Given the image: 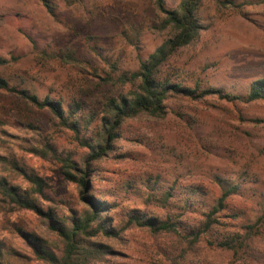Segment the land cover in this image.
I'll return each instance as SVG.
<instances>
[{"label":"rangeland","instance_id":"374dc122","mask_svg":"<svg viewBox=\"0 0 264 264\" xmlns=\"http://www.w3.org/2000/svg\"><path fill=\"white\" fill-rule=\"evenodd\" d=\"M225 1L202 0L199 35L172 53L161 66V77L231 95L245 94L254 80L264 78V0ZM54 2L52 15L41 0H0V56L9 60L0 66V75L41 99L78 101L86 111L103 114L99 111L107 100L134 89L117 81L118 75L138 70L170 37V29L162 27L152 0ZM180 2L165 0V7L176 9ZM109 75L113 83L105 81ZM165 109L161 116L127 118L105 155L89 164L97 176L92 188L110 205L108 222L120 228L132 210L165 217L155 197L168 186L201 185L213 199L221 183L234 181L239 192L197 242L183 233L154 234L131 225L112 239L98 234L109 252L92 264H264V221L257 224L264 209V100L170 93ZM0 120V152L46 182L40 206L66 217L87 209L79 186L62 177L57 159L28 149L48 142L58 153L81 161L89 149L78 147L73 132L49 110L1 91ZM0 168L10 170L13 183L27 186L19 170L5 162ZM176 214L187 226L203 220L200 212ZM250 223L257 226L245 245L235 250L215 246L227 234L243 233L241 226ZM18 227L56 251L61 247L43 218L11 209L0 199V242L13 264H38Z\"/></svg>","mask_w":264,"mask_h":264},{"label":"trees","instance_id":"16d2710c","mask_svg":"<svg viewBox=\"0 0 264 264\" xmlns=\"http://www.w3.org/2000/svg\"><path fill=\"white\" fill-rule=\"evenodd\" d=\"M41 1L46 10L54 15L56 8L54 0ZM152 1L156 11L162 17V27H169L170 37L140 63L138 70L118 75L117 81L121 84L131 83L134 89L125 95L120 94L118 97L107 100L99 111L103 114L99 115L95 110L86 111L83 104L78 101L62 102L60 99L53 100L48 96L41 99L36 92L11 84L7 78L0 75L1 92L14 95L38 109L49 110L59 125L73 132L78 147L89 149L86 157L78 161L70 155L58 153L53 144L48 142H44L42 146L28 148L32 153L52 154L60 163L62 177L79 186V197L87 209L79 214L74 212L70 217L59 215L53 209H43L39 204L38 196L43 194L46 187L45 180L33 170L22 167L15 159L8 158L5 153L0 152V165L5 162L10 168L19 170L27 182L25 187L13 183L10 170L0 168L1 201L11 209L29 210L43 218L48 229L55 233L61 242V247L56 251L42 237L18 227L20 236L27 242L38 264H92L109 252V246L98 239V234L112 239L131 225L144 228L154 234L183 233L192 237L193 242H197L201 233L218 223L216 214L227 210V200L239 192L240 185L234 181L221 183L220 193L213 199H209L201 185L168 186L155 197L157 206L167 212L165 217L146 216L139 210H132L125 223L117 228L112 226L111 222H108L110 219L107 220L108 216H105L108 215L110 205L105 199L100 198L102 195H96L97 192L92 188V182L97 176L94 170L90 169L89 164L105 155L114 139L120 136L117 131L122 123L139 113L150 116L163 115L166 111L165 100L170 93L191 99L215 93L229 101L264 100V78L254 80L245 94L231 95L222 93L217 88L198 91L172 82L169 78L161 77V66L172 53L189 44L199 35L201 25L197 11L202 0H181L176 9L165 7V0ZM63 2L66 6H73L83 4L84 0H63ZM225 2L233 3L230 0ZM8 63L7 58L0 56V66ZM105 81L113 83L115 79L109 75ZM0 124H2L1 120ZM176 212L180 216L200 212L203 220L196 227L187 226ZM233 217H236V214H233ZM257 221V224L263 223L264 209ZM255 226L257 225L254 223L243 225L241 226L243 231L245 229L243 233L236 231L227 234L214 244L217 247L235 250L249 241ZM7 251L0 242V264H13L7 260Z\"/></svg>","mask_w":264,"mask_h":264}]
</instances>
